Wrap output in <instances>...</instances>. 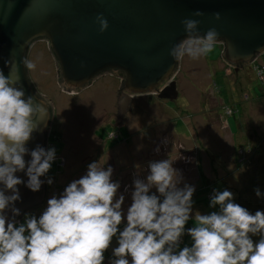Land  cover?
I'll use <instances>...</instances> for the list:
<instances>
[{
    "label": "rangeland",
    "instance_id": "rangeland-1",
    "mask_svg": "<svg viewBox=\"0 0 264 264\" xmlns=\"http://www.w3.org/2000/svg\"><path fill=\"white\" fill-rule=\"evenodd\" d=\"M221 52L216 44L210 53L198 59L187 55L179 58L173 79L174 100L148 94L126 102L119 97L121 78L107 73L75 94L64 93L58 87L56 64L47 44L32 43L25 60L36 67L26 68V74L35 92L50 104L47 135L58 138L61 147L55 151L58 160L52 162L47 173L52 183L44 202L29 215L38 219L50 198L59 197L69 183L85 175L89 164L100 162L105 169H113L111 179L120 184L116 199L124 196V219L118 226L123 231L134 181H146L150 162L168 159L182 176L178 187L187 184L195 188L191 217L179 241L182 247H191L193 243L187 230L196 226V213H212L204 205V188L198 184L201 177H208L207 185L220 181L216 188L230 191L233 201L253 215L264 212V84L259 87L264 51L257 58L260 69L254 68L256 76L250 64L234 71L222 60ZM258 136L260 143L254 145L259 144L260 153L244 158L245 162L237 167L236 144L249 143ZM150 194L159 196L155 188ZM119 231L104 252L103 264H112L116 259L113 250L118 247ZM250 236L254 243L261 238ZM128 259L131 264V258Z\"/></svg>",
    "mask_w": 264,
    "mask_h": 264
},
{
    "label": "clouds",
    "instance_id": "clouds-1",
    "mask_svg": "<svg viewBox=\"0 0 264 264\" xmlns=\"http://www.w3.org/2000/svg\"><path fill=\"white\" fill-rule=\"evenodd\" d=\"M214 17L219 20L220 14ZM96 20L101 32L108 28L102 15ZM199 23L182 21L191 38L173 46L171 56L198 59L213 50L218 32L211 28L200 35ZM5 66L8 75L0 69V264H103L104 252L124 219V196L116 199L120 184L112 181L111 167L105 169L100 162L89 164L85 175L69 183L59 197L47 201L38 219L26 216L17 226L14 218L9 220L4 214L11 208L13 217L20 215L13 205L20 200L17 186L23 181L16 173L25 170V155L31 156L26 187L33 192L40 190V177L48 173L55 159V149L37 146L29 153L26 144L39 130L34 117L44 112L31 96L26 98L14 61H6ZM24 66L29 70L36 67L28 60ZM149 168L146 181H134L127 224L119 231L112 264H129L128 257L131 264H264V212L253 215L235 203L228 190L215 191L212 196L211 206L219 205L218 212L196 213V226L188 230L193 243L179 249L191 217L195 188L187 184L178 187L182 176L170 159L150 162ZM152 188L159 196L150 194ZM6 191L12 194L6 195ZM256 194L260 195L258 189ZM250 234L261 238L254 243Z\"/></svg>",
    "mask_w": 264,
    "mask_h": 264
},
{
    "label": "water",
    "instance_id": "water-1",
    "mask_svg": "<svg viewBox=\"0 0 264 264\" xmlns=\"http://www.w3.org/2000/svg\"><path fill=\"white\" fill-rule=\"evenodd\" d=\"M196 11L204 15L194 16ZM99 15L108 22L103 32ZM185 19L200 22V35L216 29L222 60L234 71L264 51V0H0V69L8 75L5 63L14 61L26 98L31 96L44 112L34 117L39 130L26 144L29 153L37 146L45 149L51 121L50 104L35 92L24 66L32 43L47 44L64 93L75 94L107 73L121 78L119 97L126 102L148 94L172 101L179 59L170 51L191 38L182 24ZM24 159L25 170L16 173L23 181L17 186L20 200L13 205L20 215L13 217L9 208L4 213L9 220L45 199L44 176L39 191L26 187L30 154Z\"/></svg>",
    "mask_w": 264,
    "mask_h": 264
},
{
    "label": "trees",
    "instance_id": "trees-1",
    "mask_svg": "<svg viewBox=\"0 0 264 264\" xmlns=\"http://www.w3.org/2000/svg\"><path fill=\"white\" fill-rule=\"evenodd\" d=\"M257 58L258 57H256L252 62L249 63L252 66L253 71H254V68H256L258 70L260 69L259 68V65L257 64V61H258ZM257 65H258V68H257ZM236 71H238V69ZM260 71H262L260 73L262 79H261V81H259V83H260L259 84V87L264 84V67L263 66H262V69H260ZM253 73L256 76V71H254ZM261 96H262V98L264 97V89L261 90ZM246 99H247V96L244 97V100H246ZM228 110L233 112V110H230V109H228ZM260 139H261V136H258L256 140H255V138H251V141L249 143L246 142L245 144H240V143L236 144V148H235V154H236V156H235V162H236L237 167L238 166H241L242 163L245 162L244 158L247 159V158H250L253 155H258L260 153L259 152V144L257 146L254 145ZM259 143H260V141H259ZM60 147H61L60 140L58 138L54 137L53 135L48 134L47 137H46L45 150L55 149V151H57L58 149H60ZM204 176H206V175L204 174ZM46 178H47V174L44 176V184H45ZM206 178L208 179L207 176H206ZM206 178H202L201 177L200 178V182H198V184H202L203 185V188H204V194H203V197H204V205L206 207H209V209L212 212H214L215 208H217V211H218L219 210V205H217L215 207L211 206V199H212V196H213V192L221 190V188L219 190L216 188L217 184L220 183V181H218V182L212 181L211 184H213V185H207L208 184L207 183L208 180L206 181ZM257 185L259 186V184H257ZM47 188H48V186L45 185V196H46ZM39 207L34 208V209H32V210H30V211H28L26 213H23L20 217H18L17 219H15L16 222H17V226L19 224H21V223H24L26 216H30L29 214L31 212L35 211L36 209H38ZM187 232H188V230H187ZM258 237H260V236H258ZM257 242H258V240H257ZM181 247H182V245L179 244V248H181Z\"/></svg>",
    "mask_w": 264,
    "mask_h": 264
},
{
    "label": "flooded vegetation",
    "instance_id": "flooded-vegetation-1",
    "mask_svg": "<svg viewBox=\"0 0 264 264\" xmlns=\"http://www.w3.org/2000/svg\"><path fill=\"white\" fill-rule=\"evenodd\" d=\"M108 75H110V74H108ZM173 79H174V78H173ZM173 81H174V80H173ZM174 83H175V81H174ZM175 89H176V87H175ZM117 118H118V116H117ZM116 121H117V122H118V121H120V120H119V118H118V119H116ZM117 122H116V123H117ZM112 136H113V137H115V139H116V136H115L113 133H112ZM54 160H58V159H57V158H55Z\"/></svg>",
    "mask_w": 264,
    "mask_h": 264
},
{
    "label": "built area",
    "instance_id": "built-area-1",
    "mask_svg": "<svg viewBox=\"0 0 264 264\" xmlns=\"http://www.w3.org/2000/svg\"><path fill=\"white\" fill-rule=\"evenodd\" d=\"M220 47H221V45H220ZM49 179H50V178H46V180H45V185H46V186H49V183L47 182Z\"/></svg>",
    "mask_w": 264,
    "mask_h": 264
}]
</instances>
